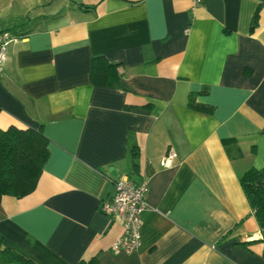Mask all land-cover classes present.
Listing matches in <instances>:
<instances>
[{
	"label": "crops",
	"instance_id": "obj_1",
	"mask_svg": "<svg viewBox=\"0 0 264 264\" xmlns=\"http://www.w3.org/2000/svg\"><path fill=\"white\" fill-rule=\"evenodd\" d=\"M0 30L16 35L0 129H39L49 153L31 194L0 200L4 247L36 264H264L240 184L264 167V0H0ZM99 56L116 73L97 87ZM124 175L148 208L139 248L113 254L122 224L102 207Z\"/></svg>",
	"mask_w": 264,
	"mask_h": 264
},
{
	"label": "trees",
	"instance_id": "obj_2",
	"mask_svg": "<svg viewBox=\"0 0 264 264\" xmlns=\"http://www.w3.org/2000/svg\"><path fill=\"white\" fill-rule=\"evenodd\" d=\"M257 13L251 30L256 26ZM16 38V35L12 34ZM116 65L101 56L90 64V77L94 86H106ZM189 106L195 107L191 100ZM196 108V107H195ZM48 139L39 129L10 126L0 129V200L4 196L23 198L31 194L38 183L48 158ZM240 184L261 231L264 244V167L250 168L240 176ZM0 264H36L19 253L4 247L0 240ZM79 264H93L79 262Z\"/></svg>",
	"mask_w": 264,
	"mask_h": 264
},
{
	"label": "built area",
	"instance_id": "obj_3",
	"mask_svg": "<svg viewBox=\"0 0 264 264\" xmlns=\"http://www.w3.org/2000/svg\"><path fill=\"white\" fill-rule=\"evenodd\" d=\"M193 6L201 3V0H188ZM8 30H0V74L3 71L6 46L15 40ZM176 155L170 151L163 159V165L170 164ZM148 188L145 182L135 185L128 176H121L115 182V193L110 201L102 207L103 214L110 220L118 219L122 224L121 235L113 242L111 252L113 254H131L140 246V230L142 226V213L148 208L145 196Z\"/></svg>",
	"mask_w": 264,
	"mask_h": 264
}]
</instances>
